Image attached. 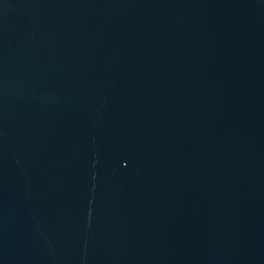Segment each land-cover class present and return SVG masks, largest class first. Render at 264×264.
<instances>
[{"label": "water", "instance_id": "water-1", "mask_svg": "<svg viewBox=\"0 0 264 264\" xmlns=\"http://www.w3.org/2000/svg\"><path fill=\"white\" fill-rule=\"evenodd\" d=\"M0 264H264V0H0Z\"/></svg>", "mask_w": 264, "mask_h": 264}]
</instances>
